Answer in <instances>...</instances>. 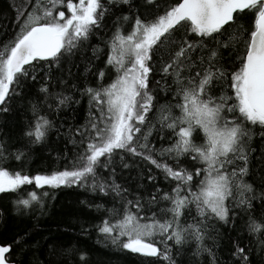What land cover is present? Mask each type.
Returning <instances> with one entry per match:
<instances>
[{"label": "snow or ice", "instance_id": "obj_1", "mask_svg": "<svg viewBox=\"0 0 264 264\" xmlns=\"http://www.w3.org/2000/svg\"><path fill=\"white\" fill-rule=\"evenodd\" d=\"M154 4L155 11L146 14L133 7V0H29L23 10L17 9L18 31L0 48V112L9 111L27 81L36 82L43 73L38 89L43 99L30 100L25 147L44 142L54 127L47 115H40L42 110L58 113L70 102L80 103L63 88L51 89L53 66L61 69L77 52L86 51L102 29L109 28L111 36L103 41L105 66L95 73L96 85H71L88 99L83 123L70 124L64 132L73 147L71 159L65 153L68 163L63 168L35 174L0 165V193L17 195V211L43 206L50 194L45 187L75 185L111 195L119 207L114 203L104 208L103 218L90 226L112 244L176 264L173 245L182 247L191 240L195 255L207 252L216 264L212 249L204 244L212 221L227 223L240 209L249 214V232L264 236V219L251 215L254 201L264 203V187L258 190L246 179L253 127L264 129V0H174L163 8L157 0H145L143 7ZM121 5L128 11L115 16L113 9ZM110 16L115 19L106 25ZM245 18L248 27L241 23ZM127 25L130 30L125 32ZM91 47L99 59L104 49ZM105 69L115 74L107 84ZM91 70L89 61L85 71ZM156 75L157 87H151ZM56 79L58 85H67L63 76ZM160 92L170 93L175 102L159 104ZM166 133L171 136L164 145ZM5 151L0 142V159ZM10 155L19 161L25 152L16 149ZM128 157L133 163L126 162ZM140 163L155 166L175 186L167 191L156 186L151 167L140 176L148 186L141 183L133 191L117 183V167ZM31 185L35 190L21 197L22 186ZM95 207L99 211L104 206ZM27 236L0 243V264H23L13 259L12 251L28 247ZM259 245L264 251V239ZM232 255L249 264L239 245ZM85 256L80 253L82 261Z\"/></svg>", "mask_w": 264, "mask_h": 264}, {"label": "trees", "instance_id": "obj_2", "mask_svg": "<svg viewBox=\"0 0 264 264\" xmlns=\"http://www.w3.org/2000/svg\"><path fill=\"white\" fill-rule=\"evenodd\" d=\"M144 2L145 0H133V7L139 8L142 14L155 11V4L151 8H145L143 7ZM157 2L163 8L165 4H171L174 0H157ZM28 3L29 0H0V48L11 41L18 31L20 21L17 20V9L23 10ZM127 11V5L113 9L115 16ZM115 16L108 17L105 24L110 25ZM241 23L248 27L247 18ZM124 30L129 31L130 25L125 26ZM110 36L111 30L104 28L90 40L91 46L99 45L104 49L99 59L92 56V47L89 46L86 51L77 52L69 61L64 62L61 69L53 66L51 89L61 91L63 88L66 94H71L80 103L70 102L58 113L56 111L49 113L46 108L40 112V115H47L54 124L44 142L25 147L28 141L23 135L28 122L32 119L30 100L43 99L41 95H38V89L43 82L40 77L43 73H40L36 82L31 79L27 81L22 94L12 99L9 111L0 112V142L4 143L7 149L4 152V158L0 159V165L10 171L23 169L25 172L35 174L63 168L68 163L72 157L73 147L68 143L64 132L70 124L83 123L88 109L87 97H81L71 85L76 84L81 88L86 83L96 85L95 73L105 66L107 49L103 41ZM223 55L227 57L229 52L225 51ZM89 61H91L92 70L86 72L85 68ZM69 69L71 76L68 75ZM105 72L103 82L107 84L115 74L110 69H105ZM60 76L67 81L66 86L58 85L56 78ZM159 79V75L153 76V83L150 86L157 87L155 81ZM169 83H171L170 79ZM18 91L21 90L18 89ZM169 100L175 102L170 93L160 92L158 94L159 104H164ZM154 115L155 110H153ZM58 128L60 129L59 134ZM253 133L249 141L251 172L246 179L259 190L264 187V135H262L264 129L256 125L253 127ZM170 136L171 133L165 134L162 141L164 145L170 142L168 138ZM155 143L156 147H160L161 141L156 139ZM16 149L25 152V156L19 161L14 158V155H10V153H15ZM65 153H67L68 160L64 159ZM126 162L133 163L132 158H126ZM168 163L173 162L169 160ZM181 163L185 167H190L188 161L183 158ZM149 167L156 177V186L165 191L175 186L165 181L163 174L155 166L144 163H140L139 167L134 164L132 168L124 170L117 167V183L133 191L141 183L148 186L150 182L146 179L141 180L140 176L146 175ZM104 174H107V170H104ZM32 190H35L34 185L22 186L19 194L23 197L26 192ZM44 191H49L50 194L44 197L43 206L35 204L27 209L21 208L20 211H17L14 204L17 199L16 194L0 193V243L12 244L18 235L24 236L28 233L24 242L28 247L23 251L19 247H14L12 251L14 260L22 261L23 264H30V261L34 259L39 261V264H168L162 257H145L122 249L90 226L97 224L103 218L104 208H111L114 203L116 207H119V202H114L111 195L104 196L102 193L92 192L75 185L56 190H49L45 187ZM148 191H152V188L148 187ZM141 194L145 193L142 191ZM81 201L86 203H81ZM96 205L104 207L98 211ZM193 215H195L194 209ZM251 215L257 220L264 219V203L259 199L253 202ZM248 218V213L236 209L235 216L227 223L216 220L211 222L209 237L205 239L204 244L212 249L216 264H241V259L232 255L236 245L245 249L249 256V264H264V251L260 250L259 245V240L264 239V236L249 232ZM158 247L163 248L164 245L158 243ZM195 250L196 243L190 240L182 247L173 245L171 254L176 264H211L212 257L207 252L202 251L200 255H195ZM80 253L86 254L85 260L80 259Z\"/></svg>", "mask_w": 264, "mask_h": 264}]
</instances>
